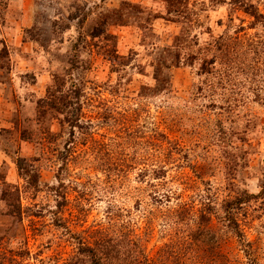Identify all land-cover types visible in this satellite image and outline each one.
<instances>
[{"label": "rangeland", "instance_id": "obj_1", "mask_svg": "<svg viewBox=\"0 0 264 264\" xmlns=\"http://www.w3.org/2000/svg\"><path fill=\"white\" fill-rule=\"evenodd\" d=\"M228 202L264 264V0H0V264H250Z\"/></svg>", "mask_w": 264, "mask_h": 264}, {"label": "trees", "instance_id": "obj_2", "mask_svg": "<svg viewBox=\"0 0 264 264\" xmlns=\"http://www.w3.org/2000/svg\"><path fill=\"white\" fill-rule=\"evenodd\" d=\"M169 194H167L165 196V198H170V196H168ZM232 204L231 202H228L226 204V219H227V226L230 228V230H232V233L234 234V236L237 238L238 240V243L244 248L243 251H244V254H246L247 257H249V261H250V264H254V260L251 258V247H250V244L246 242V238H245V235L244 233L240 230L239 228V224L238 222L235 220V216H234V213L232 212ZM206 217L205 215H201V218L202 219H205L206 220ZM80 251H83L84 252H92V250L89 248V247H82L79 249ZM91 258V262L93 264H101V259L98 257V256H95V254H91L90 256ZM136 262L138 264L141 263L140 260H136Z\"/></svg>", "mask_w": 264, "mask_h": 264}]
</instances>
